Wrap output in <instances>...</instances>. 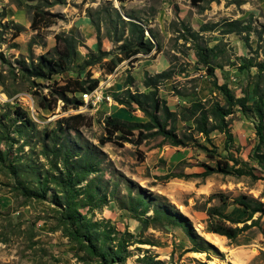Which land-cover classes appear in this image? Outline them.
Here are the masks:
<instances>
[{"label":"rangeland","instance_id":"1","mask_svg":"<svg viewBox=\"0 0 264 264\" xmlns=\"http://www.w3.org/2000/svg\"><path fill=\"white\" fill-rule=\"evenodd\" d=\"M193 4L0 0V264H264V214L246 221L234 203L244 196L264 205V177L255 161L257 121L251 113L234 109L227 118L234 136L227 146L224 134L212 132L207 141L192 122L178 121L184 145L177 147L155 131H135L128 141H109L104 131L109 117L148 121L136 106L130 111L117 101L127 89L147 93L146 74L172 72L159 86L171 111L194 101L224 104L197 62L195 44L218 46L211 59L218 84H227L237 98L248 96L252 104L257 69L248 62L264 61V0ZM36 9L55 16L39 34L31 30ZM130 20L143 27V42L155 46L150 53H133L140 35L129 30ZM232 21L252 26L250 47L236 34H223ZM205 24L218 27L202 32ZM194 33L198 36L191 39ZM62 34L75 38L73 63L60 74L48 69L39 74L41 58L51 59L55 36ZM69 79L86 85L98 80L95 90L112 102L86 103L82 94L65 89ZM260 88L264 96V74ZM75 101L83 105L76 108ZM17 108L31 126L17 119ZM74 116L81 117L68 129L63 120ZM228 161L247 164L262 179L218 171L206 175V166L218 169V162L222 168ZM78 171L86 174L82 180ZM68 172L74 178L67 188ZM142 201L148 208L140 217ZM179 220L191 225V235ZM210 223L215 230L238 229V235L229 240L212 233ZM206 234L217 236L221 245Z\"/></svg>","mask_w":264,"mask_h":264},{"label":"trees","instance_id":"2","mask_svg":"<svg viewBox=\"0 0 264 264\" xmlns=\"http://www.w3.org/2000/svg\"><path fill=\"white\" fill-rule=\"evenodd\" d=\"M116 1L120 3L126 2V0ZM202 1L205 0H192V3H194L193 5H197ZM114 11L117 14L118 18L121 19L118 11L116 9ZM52 17L54 18L55 16L36 9L34 11L31 23V30L36 32L37 34L45 31L55 23ZM122 21L124 22V20ZM127 25L132 33L140 35V39L135 43V47L137 48V50H135L133 53H150L155 48V46L150 41L143 42L145 38V32L143 27L132 20L128 21ZM216 27L218 26L205 24L201 27V31L210 32L215 30ZM223 27L225 28V32L223 34H236L237 36L242 37L246 45L250 47L249 34L252 33L251 25H244V23L241 21H232L226 23ZM195 35L198 36V33L192 34L191 39H193ZM55 41L56 46L53 50V55L51 59L45 60L44 58H41L40 64H38L39 66L38 68H36L39 74H42L43 69H48L49 74L51 75L60 74L67 70L69 65H71L74 61L75 38L73 36H65L62 34L56 35ZM217 48V45L212 48H209L208 45L202 46L200 44H195L194 52L198 64L205 67L208 75L212 78V85L219 91V93L223 97L224 104H221L220 102H208L205 104L201 101H194L188 108H183L180 112L171 111L167 105V102L160 97L159 86L164 81L171 78L172 72L170 70L163 71L154 76L146 74L144 77L143 85L144 88L148 90L147 93H141L138 91L132 93L129 89H127L124 93V96L118 98L117 101L120 105L125 106L130 111L134 109V106H136L137 109L144 114L148 121L145 123H134L124 121L118 118L109 117L104 121V131L105 134L108 136L107 140L112 141L113 139L117 138L124 141H128L127 137L134 135L133 133L135 131H138L139 135H143L142 132L144 130L149 132L155 131V135L162 136L164 141H166L172 146H183L184 141L180 139L177 134V123L178 121H183L192 122L194 126V131L201 134L207 141H210L209 137L212 132L218 131L221 134H224L226 137L227 146L231 145L234 141V136L231 132L230 124L227 118L234 113V109H239L244 115L251 113L257 121L255 130L258 138V145L256 148L255 161H257V164L261 169V174L264 177V96L262 95L260 90V85L263 80L264 74V61L256 64H253V62H248L251 63V67H256L257 69V81L254 84L253 89L254 101L252 102V104H250L248 96L245 95L244 97L237 98L229 89L227 84H218L215 75V69L211 62V59L215 56L214 53ZM112 63L113 62L110 61L109 65ZM113 69L114 66L110 69V71H112ZM88 77L90 78V76ZM97 87L98 80H90L89 84L86 85L85 80L69 79L66 82L65 89L71 93L81 94L84 92H92ZM75 103L77 104L76 108L83 105L82 102L75 101ZM15 115L17 119L21 122L30 126L32 125L28 121L26 114L22 112L19 108L16 109ZM80 117L81 116H74L66 118L63 120V123H65L68 129H75V127H73V125L69 123L71 120ZM64 162L67 171H69V158H65ZM228 163L229 161L225 162L223 164L224 167L221 168V162H218V169H211L210 167L206 166V175L218 171L224 174L236 175L238 177L249 176L254 179H262L255 176L252 168H249L247 164H239L238 162H233L234 164L230 166ZM238 165L241 166L239 168H236ZM68 173V179L66 180L68 181V183L66 184L67 188L69 187V183L72 182L74 178L72 172ZM80 173L81 171H78V173L76 174L78 180H82L86 176V174L80 176ZM142 203L144 205V210L142 214H140V217L144 215L143 213H145L148 208V205L145 202L142 201ZM234 203L243 208L244 213L247 214L246 221L252 219L253 215L256 213L264 214V205L260 202H252L247 197H238L234 200ZM136 211L137 210H132V212L134 213ZM160 213V211H156V215H159ZM165 215L170 218L169 215ZM224 219L230 221V217H225ZM175 221L177 220L175 219ZM179 222L180 225L185 228L187 234L191 235V225L189 223H186V221L182 222L181 220H179ZM212 226L213 224L210 223V232L224 236L229 240H234L238 235V229H235L233 227L223 225L218 226L215 230L211 228ZM195 251L200 252L201 250ZM103 258H105V256H103Z\"/></svg>","mask_w":264,"mask_h":264},{"label":"built area","instance_id":"3","mask_svg":"<svg viewBox=\"0 0 264 264\" xmlns=\"http://www.w3.org/2000/svg\"><path fill=\"white\" fill-rule=\"evenodd\" d=\"M85 99H92V106H97L100 103H104V102H108V103H111L112 102L111 96L105 95L101 91V89H99V91L97 92V94L94 97H86V96H83V100H85ZM30 106H33V110H34V104H33L32 101H31Z\"/></svg>","mask_w":264,"mask_h":264},{"label":"bare ground","instance_id":"4","mask_svg":"<svg viewBox=\"0 0 264 264\" xmlns=\"http://www.w3.org/2000/svg\"><path fill=\"white\" fill-rule=\"evenodd\" d=\"M98 90H94L92 92H84V93H81L82 94V97L83 96H86V97H94L96 94H97ZM83 99V98H82ZM86 103L88 104H92V99H85L84 100ZM206 238L210 241H212L214 244H217V245H221L220 243V239L217 237V236H213V235H209V234H206ZM222 241V240H221ZM223 248V247H222Z\"/></svg>","mask_w":264,"mask_h":264}]
</instances>
